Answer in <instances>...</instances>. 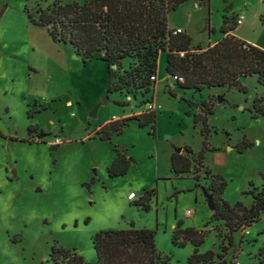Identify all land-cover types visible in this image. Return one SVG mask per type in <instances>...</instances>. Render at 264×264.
Returning <instances> with one entry per match:
<instances>
[{
    "label": "rangeland",
    "instance_id": "rangeland-1",
    "mask_svg": "<svg viewBox=\"0 0 264 264\" xmlns=\"http://www.w3.org/2000/svg\"><path fill=\"white\" fill-rule=\"evenodd\" d=\"M53 1L0 0V264H53L48 258L52 245L95 263L93 235L130 224L156 231V249L169 257L168 264H186L192 245L179 248L171 242L172 224L178 222L182 228L205 232L199 252L213 251L214 260L222 256L233 264H264V218L235 233L229 244L223 222L206 224L211 211L203 196V191L210 194L204 167L226 180L222 198L230 203L250 204L242 193L249 182L260 183L264 117L253 119L249 111L253 98L263 94L256 77L242 82L246 94L225 87L177 91L165 73L161 53L154 85V100L160 106L155 135H149V127L131 122L110 142L93 139L101 123L119 119L130 109L134 112L137 106L131 105V96L123 97L125 92L108 94L103 103L106 64L95 56L84 66L70 46L54 43L44 28L29 23L26 10ZM223 16L236 25L235 37L264 50V0H210L209 7L188 0L169 13L167 21L169 27L184 25L191 47L204 49L221 36ZM239 16L244 17L241 25L234 23ZM129 70L126 60L117 74ZM149 97L135 96L141 111L151 106ZM204 100L213 107L208 142L219 150L205 155L197 181L193 170L175 177L170 172L171 153L181 148L184 154V146L194 153L201 148V123L195 124L194 116L201 113ZM244 139L253 146L238 153L235 147ZM115 145L126 149L129 166L126 175L110 178L107 169L115 158ZM189 156L194 160L195 154ZM151 188L156 193L146 212L133 202ZM129 193L135 194L134 201L128 200Z\"/></svg>",
    "mask_w": 264,
    "mask_h": 264
},
{
    "label": "trees",
    "instance_id": "trees-1",
    "mask_svg": "<svg viewBox=\"0 0 264 264\" xmlns=\"http://www.w3.org/2000/svg\"><path fill=\"white\" fill-rule=\"evenodd\" d=\"M186 1L82 0L63 3L54 0L45 7L38 6L35 11L26 10L25 15L29 23L44 28L51 41L70 46L84 66L95 56L104 62L107 66V94L125 92L123 97L128 95L133 100L138 93L139 96L150 94L148 101L153 104L157 62L163 53L165 73L179 89L200 93L204 89L225 87L246 94L247 89L240 78L255 76L257 84L263 87V94L253 98L249 111L253 119L264 117V50L231 34L236 25L229 24L226 16H223L219 29L221 36L215 43L204 49L191 47V37L184 32L174 34L175 30L168 28L167 21L168 14ZM194 1L209 7L210 0ZM126 60L130 70L123 72L124 75L117 74ZM168 94L176 97L171 88H168ZM135 101L140 108V103ZM201 107V113L194 116V123H201V148L194 153L190 146H184V154H171L170 172L175 177L193 170V179L197 181L206 153L219 150L208 142V117L213 114V107L206 100L201 102ZM156 116L154 108H147L139 114L111 120L95 130L93 139L97 137L100 141L110 142L113 135H121L131 122L139 128L149 127V135L154 136ZM30 129L28 127V131ZM252 146V142L244 139L235 149L242 153ZM117 147L113 148L116 155L107 169L110 178L126 175L129 166L126 149ZM193 154L194 160L189 156L193 157ZM192 161H195L194 165ZM204 173L209 179L206 190L210 191L213 200V210L206 224L223 222L226 239L231 244L235 233L264 218V170L257 173L259 185L249 182L242 193L251 199L248 205L224 200L226 180L208 167H204ZM194 186L197 188L198 184ZM155 193V188L145 190L139 201L133 204L148 212L149 201ZM155 234V230L138 229L133 224L127 229L101 230L91 238L95 263H88L75 251L56 245L51 246L48 258L53 264H168L169 257L156 249ZM204 239L205 232L191 227L182 228L180 222L171 234L173 246L182 248L187 243L193 246L186 264H233L222 256L214 260L211 250L200 253L198 248Z\"/></svg>",
    "mask_w": 264,
    "mask_h": 264
},
{
    "label": "water",
    "instance_id": "water-1",
    "mask_svg": "<svg viewBox=\"0 0 264 264\" xmlns=\"http://www.w3.org/2000/svg\"><path fill=\"white\" fill-rule=\"evenodd\" d=\"M2 14H3V10L0 11V18L2 16ZM112 68L114 69L115 66H112ZM245 79H246V77L243 76V77L240 78V81L243 82ZM216 100H217V102L222 103L224 101V98L221 95H218L216 97ZM102 102L103 103H107L108 102V94L107 93H106L104 99L102 100ZM131 105L133 107L136 106V101L133 100L132 103H131ZM97 107L94 108V110H93V112L91 114L92 117H95V112H96ZM41 137H43V136H38L37 138L40 139ZM174 152L175 153H181V148H176L174 150ZM203 196H204V198L206 200V203H207V206H208L209 210L212 211L213 210V200H212V196L210 194H208L207 192H205V191H203Z\"/></svg>",
    "mask_w": 264,
    "mask_h": 264
},
{
    "label": "crops",
    "instance_id": "crops-1",
    "mask_svg": "<svg viewBox=\"0 0 264 264\" xmlns=\"http://www.w3.org/2000/svg\"><path fill=\"white\" fill-rule=\"evenodd\" d=\"M168 28L169 29H180L182 32H184V33H186L187 35H188V33H187V30H186V28L184 27V25H178V26H175V27H169V25H168ZM234 32V31H233ZM233 32L231 33V34H233ZM234 35V34H233ZM220 38V37H219ZM216 42V41H215ZM215 42H213V43H215ZM213 43H211V44H213ZM209 44V43H208ZM164 59H165V57H164ZM158 60H159V58H158ZM165 63V62H164ZM182 90L183 89H179L178 88V90L177 91H181L182 92ZM155 98V97H154ZM154 98H153V107H154V109L156 110V112H157V110L160 108V106H158V105H156V103H155V100H154ZM142 111H141V109H139V108H136L135 110H134V112H132L131 111V109L129 110V111H125V114L122 116V117H120V118H124V117H128V116H131V115H134V114H139V113H141ZM119 118V119H120ZM117 118H114V119H111V120H116ZM111 120H108V121H106V122H103V123H101L100 125H103V124H105V123H107V122H109V121H111ZM134 124H136L135 122H133ZM100 125L98 126V128L100 127ZM97 128V129H98ZM173 153V152H172ZM171 153V154H172ZM208 153H210V152H208ZM208 153H206V154H208ZM216 155H219V154H221L220 152H216L215 153ZM145 190H148V189H145ZM144 190V191H145ZM144 191H143V193H144ZM143 195V194H142ZM175 226H176V224H172V231L174 230V228H175ZM199 231H202V230H199ZM193 247V246H192ZM159 251V250H158ZM198 251H199V248H198ZM193 252V251H192ZM188 258V257H187ZM187 260V259H186Z\"/></svg>",
    "mask_w": 264,
    "mask_h": 264
},
{
    "label": "built area",
    "instance_id": "built-area-1",
    "mask_svg": "<svg viewBox=\"0 0 264 264\" xmlns=\"http://www.w3.org/2000/svg\"><path fill=\"white\" fill-rule=\"evenodd\" d=\"M243 21H244V17L243 16H239L237 19H236V24L237 25H241L242 23H243ZM175 31H174V34L175 33H180V32H182L180 29H174ZM180 55L182 56L183 54L182 53H180ZM149 108H154L153 107V104H151V106H149ZM128 200H130V201H134L135 199H136V196H135V194L134 193H129L128 194ZM187 213V215H191V212L190 211H187L186 212Z\"/></svg>",
    "mask_w": 264,
    "mask_h": 264
}]
</instances>
